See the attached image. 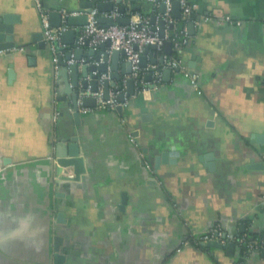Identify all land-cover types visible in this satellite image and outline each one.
<instances>
[{"label":"crops","instance_id":"crops-1","mask_svg":"<svg viewBox=\"0 0 264 264\" xmlns=\"http://www.w3.org/2000/svg\"><path fill=\"white\" fill-rule=\"evenodd\" d=\"M80 1L43 0L47 12ZM118 1L100 0L160 32L162 2ZM192 2L180 60L198 87L165 68L129 96L121 56L123 81L109 80L123 112L80 108L77 122L76 88L54 69L34 0H0V20L18 18L15 46L0 50V264H56L58 238L64 264H264V0ZM171 16L167 41L184 18ZM63 45L65 59L74 47ZM162 56L146 54L142 69ZM210 230L234 247L193 243Z\"/></svg>","mask_w":264,"mask_h":264},{"label":"built area","instance_id":"built-area-1","mask_svg":"<svg viewBox=\"0 0 264 264\" xmlns=\"http://www.w3.org/2000/svg\"><path fill=\"white\" fill-rule=\"evenodd\" d=\"M165 4L166 11L164 15V20L166 22H170V24L174 25V20L172 19L171 13L173 10L174 2L178 1L181 5V9L183 12V20L186 21L191 19V15L195 13L196 7L193 4L192 0H158ZM35 6L37 7L39 14L41 16L44 38L50 45L51 52L53 54V61L57 68V63L59 62L60 56L64 53L65 46L62 44L61 36L62 33L69 30L70 27L66 24L67 17L70 13L66 10H63V25L59 28H55L51 25L50 15L45 10V6L43 0H34ZM76 15V14H75ZM89 23L86 26L80 27L77 32V40L76 45L78 47H82L83 45H88L96 48L100 44L105 42H110L111 46L108 49L111 52L114 49L125 50L126 59L132 63L133 65V74L131 75L141 90L146 88L145 81V73L152 72L157 81L160 80L162 69L170 68V69H179L181 72L186 74L191 83L198 87V75L191 72L187 68H185L181 60L177 59L172 55L165 54L163 52L162 56L164 58V62L161 67L153 66L152 68H148L147 71L142 69L140 66L141 57L145 54L147 48L149 46H156L158 51H163L165 49L166 41L168 38H162L159 33L151 27L150 18L147 16L139 15V18L135 21H131L129 25H112V26H100L97 18L99 17L98 8L93 9L92 12L88 15ZM123 15L120 13L118 8L104 17H113L118 18ZM223 19H225L223 17ZM180 36H183L180 38ZM173 42L174 49L180 50L188 44V38L186 30H182L180 32H176V35L170 40ZM74 60H70L69 64H72ZM86 63L85 60H82V64ZM110 78V73H105L100 76V85L99 90L97 92H93L91 89H82L79 92L78 103L80 108L83 110H117L118 107L123 108V101L120 100V97H125L123 93V89L111 92L109 99H106L104 96V82ZM156 86L157 84L154 83ZM88 98H94L96 100L95 107H86L83 105L84 100ZM125 99V98H124ZM226 237L219 230H210L203 234H200L196 238L193 239L194 242L203 245L204 243H208L210 241H219L225 242ZM256 247V244L252 246Z\"/></svg>","mask_w":264,"mask_h":264},{"label":"water","instance_id":"water-1","mask_svg":"<svg viewBox=\"0 0 264 264\" xmlns=\"http://www.w3.org/2000/svg\"><path fill=\"white\" fill-rule=\"evenodd\" d=\"M118 2H121L119 0ZM44 3V2H43ZM162 11H166V6L163 3L162 4ZM46 8L47 5H45ZM174 15L176 17H179L181 15V5L178 1L174 2ZM98 8L100 12H113L115 10V4L114 3H101L100 0H93V1H86L82 0L78 3L77 7H72L68 9V12L70 15L67 17L66 24L70 27L69 30L62 33L61 41L65 45H69L74 47L72 50L66 52L65 59L60 56L59 62L57 66L63 70H66L68 74L72 77L71 85L76 88V91L74 94L71 95V99L74 102V109H75V117L77 122L80 119V105L78 103L79 98V92L82 89H91L93 92H97L99 90L100 85V76L105 73H110V78L113 80L123 81V77L118 73L119 69V63L121 61V56H126L125 50H119L114 49L111 52L108 51V49L111 46L110 42H105L101 45L100 49L101 52H97L96 49L92 48L89 49L88 53L85 52V50L82 47H78L76 45L77 40V29L83 26H86L89 23V14L92 12L93 9ZM121 14H126V8L121 7L118 8ZM50 15V22L51 25L55 28H59L63 25V12L61 9L58 11L48 12ZM76 14V15H75ZM18 20L15 16L6 15L3 19L0 20V50L10 49L15 46V39H14V26L13 23ZM98 23L100 26H112V25H129L132 21V18L129 16H122L118 18L113 17H104L99 16L97 18ZM155 21V17L153 18V21ZM166 21L161 20L159 23V33L160 36L165 38L164 30L166 27ZM193 23H190L189 27L193 28ZM35 40H40L39 36L35 37ZM41 43V41H40ZM43 46V43L40 44ZM88 45V43H87ZM154 50H157L156 46H149L145 52V54L142 55L140 66L145 67L146 66V54L152 53ZM165 52L168 55H172L174 52V45L172 41H166L165 45ZM94 56L96 57L97 64H92L91 60H87L86 63L81 64L84 57ZM70 60H74L72 64H69ZM164 62V58H161V63ZM111 63V65H109ZM158 62L154 60V64H157ZM54 69H56V66H54ZM82 70V75L84 77V82L82 84L79 83L80 81V72ZM177 71H180L179 69H176ZM56 71V70H55ZM166 76L169 75L171 72V69H166ZM133 74V65L131 62H127L124 65V75H127L126 83L128 85V95H134L135 94V79L131 76ZM10 77H14V71L10 72ZM88 79V80H87ZM111 85H115V83L110 82V80H106L104 82V96L106 99H109L110 96V87ZM86 107H95L96 106V100L94 98H88L84 100L83 103ZM120 113L123 112V108L120 106L117 109ZM78 138L74 137L72 139L71 144L69 145V155L74 160L71 163L79 162L76 159H78L80 155V149L77 142ZM256 167H262L263 164H256ZM60 221V220H59ZM61 240L60 238L56 239V254H55V262L56 264H64V256L60 253V244ZM210 247V248H233L234 244L229 243L228 245L224 246L219 241H210L208 243H204L203 246Z\"/></svg>","mask_w":264,"mask_h":264},{"label":"trees","instance_id":"trees-1","mask_svg":"<svg viewBox=\"0 0 264 264\" xmlns=\"http://www.w3.org/2000/svg\"><path fill=\"white\" fill-rule=\"evenodd\" d=\"M191 17H195V13H193L192 15H191ZM187 24V21L186 20H182L181 21V24L179 25V27H178V32L180 31V30H182V29H184V27H185V25ZM183 36H180V38H182ZM165 51V49L163 50V51H160V52H164ZM172 56H174V57H176L177 59H179L180 60V50H178V49H174V52H173V54H172ZM193 243L195 244V245H201V244H199V243H196V242H194L193 241Z\"/></svg>","mask_w":264,"mask_h":264}]
</instances>
